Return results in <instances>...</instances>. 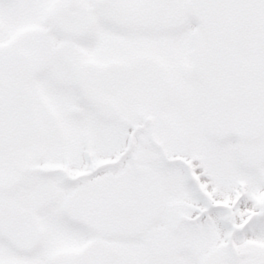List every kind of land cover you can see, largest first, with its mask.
<instances>
[{
  "label": "snow or ice",
  "instance_id": "snow-or-ice-1",
  "mask_svg": "<svg viewBox=\"0 0 264 264\" xmlns=\"http://www.w3.org/2000/svg\"><path fill=\"white\" fill-rule=\"evenodd\" d=\"M0 264H264V0H0Z\"/></svg>",
  "mask_w": 264,
  "mask_h": 264
}]
</instances>
